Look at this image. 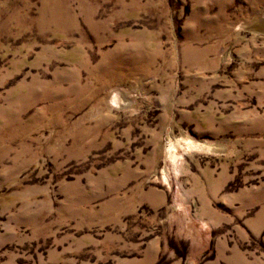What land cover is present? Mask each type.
<instances>
[{
    "label": "rangeland",
    "instance_id": "obj_1",
    "mask_svg": "<svg viewBox=\"0 0 264 264\" xmlns=\"http://www.w3.org/2000/svg\"><path fill=\"white\" fill-rule=\"evenodd\" d=\"M0 138V264H264V0H0Z\"/></svg>",
    "mask_w": 264,
    "mask_h": 264
},
{
    "label": "bare ground",
    "instance_id": "obj_2",
    "mask_svg": "<svg viewBox=\"0 0 264 264\" xmlns=\"http://www.w3.org/2000/svg\"><path fill=\"white\" fill-rule=\"evenodd\" d=\"M114 102H116V98H113ZM10 115V114H9ZM8 114H4L1 118H2V121L5 123V124H9L11 122V120L13 119V117L10 115L9 116ZM11 117V118H10ZM11 128V127H10ZM10 134V133H9ZM1 139V138H0ZM172 158L175 159L176 158V155L173 154L172 155Z\"/></svg>",
    "mask_w": 264,
    "mask_h": 264
}]
</instances>
